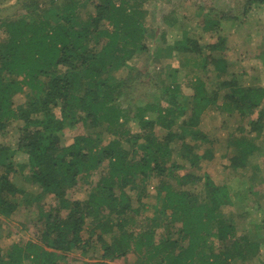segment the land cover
<instances>
[{
    "label": "trees",
    "instance_id": "1",
    "mask_svg": "<svg viewBox=\"0 0 264 264\" xmlns=\"http://www.w3.org/2000/svg\"><path fill=\"white\" fill-rule=\"evenodd\" d=\"M143 2L24 0V12L0 19V132L19 123L17 139L0 142V217L37 203L34 234L0 246V264H67L71 253L78 264H111L128 254L133 264H236L262 256L236 214L222 209L235 205L234 186L202 169L221 141L223 167L258 169L264 84L245 85L243 73L230 70L223 30L236 17L206 13L202 23H185L165 15L152 27ZM263 4L246 0L243 17ZM138 54L151 62L131 64ZM174 57L182 65L173 67ZM152 64L158 71L142 92ZM122 68L127 73L118 76ZM18 93L24 98L15 103ZM209 113L222 140L202 125ZM234 113L242 122L232 131ZM78 123L82 132L65 133ZM26 182L39 191L28 192ZM146 209L151 216H143Z\"/></svg>",
    "mask_w": 264,
    "mask_h": 264
},
{
    "label": "rangeland",
    "instance_id": "2",
    "mask_svg": "<svg viewBox=\"0 0 264 264\" xmlns=\"http://www.w3.org/2000/svg\"><path fill=\"white\" fill-rule=\"evenodd\" d=\"M245 1L246 0H144L141 7L147 10L145 23L147 25H151L152 27H155V25L161 21V16L165 15H168L169 18H179V20L185 23H190L191 20H195V23H202L203 17L206 13H210L211 15H215L217 17L222 13L236 17V20L226 21L224 23L223 30L229 36V44L232 48L227 55L231 63L230 70L235 72H242L243 75L241 76V79H243V83L245 85L249 84V82L264 84V63L262 62L264 58L260 57L261 54L259 55L260 50L264 49V28L263 26L258 25L259 19H263L262 23L264 24V4L253 7L248 15L246 17H243L242 7ZM23 2L24 0H0V19L4 17H14L17 13L20 14L24 12L25 8L22 6ZM166 26L167 25L162 24V28H171ZM198 27L199 26L197 25V31H199ZM173 37L174 33H167L168 39H172ZM200 39H202V41L209 40L206 33L200 34ZM145 57L146 56L143 54H141V56L140 54H138L130 61V63L143 68L144 65L148 64L149 61L151 62V60L146 59ZM169 62L173 67H179L183 63L181 58L178 59L176 57H174L171 61L169 60ZM156 71H158V67L152 64L149 69L148 77H145L146 81L141 83L145 88L142 92H146L148 87L152 84L154 76L156 75ZM126 73V68H122L117 73V75L125 76ZM181 73L184 74L185 71L182 70ZM259 77L261 78V81H259ZM184 82H187V79ZM151 96L152 94H149V96H146L145 98ZM23 98V94H16L14 96L15 103L22 102ZM122 102L124 103V105L128 103L127 100H123ZM212 113H215V111L212 110ZM210 117L211 113L203 118V127L206 128L205 130L212 136L215 133H218L220 136L219 139L222 140L225 135L224 131H222L221 128H219L218 131H215L216 128L214 127L215 125H217V121L215 119L210 121ZM240 119L241 118L239 116L229 118L227 120L228 129L235 131L237 129V126L242 122L240 121ZM18 127V121H13L3 133L0 132V142L6 140L12 143L15 139H17ZM84 129L85 127L81 123H78L72 127H67L65 129V133H78L82 132ZM257 142V144L259 145V151L254 157L253 162L258 165L259 170L257 169L253 173L251 172V174L256 175V180L253 182V186L250 187V182L247 184L244 181L242 184H244L246 187L244 185H240V187L247 190L245 192H242L243 194L239 192V195L233 196L235 205L224 206L222 207V209L223 211H233L236 214V221L238 223L240 232L247 233L251 237V239H254L260 243V251L262 252V256L258 259H264V228H260L261 226L256 227L257 224H264V131L257 139ZM215 147L216 152L218 153L211 160H203L202 169L203 171L209 173L216 183L230 184V180L235 178V173L230 169L223 167L221 165L222 160L218 157L220 154L225 153L226 143L221 141L217 143ZM199 151L202 152V148L199 149ZM99 173L100 171L93 172L90 179H92L93 182H96ZM234 182L235 184L241 183L240 179H234ZM156 183V179H153L150 182L149 191L151 192V194H154L156 192ZM250 184L252 185V183ZM84 187H86V185H84ZM24 188L28 190V192H31L33 194L39 191L38 187H33L29 182H26L24 184ZM196 190L201 193L199 187H197ZM202 191V193L204 194L205 191ZM83 195L84 194L81 193L78 196L82 197ZM239 198L246 199L241 200ZM19 200L21 202V199ZM52 202H54V196L50 194L43 198L41 203H44L46 207H48V205ZM36 204L37 203L35 201L29 204V206H27L26 204H22L7 219H5V217L3 216L0 217L1 247L6 249L12 242L27 240L34 234L36 229ZM245 212L247 213L241 216L242 213ZM63 213L65 214L66 211H64ZM152 213V209H146L143 211V216H151ZM138 219L143 220L142 216ZM82 234L84 237H87V229L84 230ZM91 252L92 251L87 252V254L84 255V257L82 256V258L86 259L87 257H89V255H91ZM97 253H100V250L98 248L95 249V254ZM74 255L77 254H70L67 264H78L77 260L70 259V257ZM258 259L253 258L251 260H247L244 263L237 262L236 264H260ZM133 261V255L128 254L125 257H117L115 259H111L110 263L133 264ZM62 263L65 264L64 262Z\"/></svg>",
    "mask_w": 264,
    "mask_h": 264
},
{
    "label": "crops",
    "instance_id": "3",
    "mask_svg": "<svg viewBox=\"0 0 264 264\" xmlns=\"http://www.w3.org/2000/svg\"><path fill=\"white\" fill-rule=\"evenodd\" d=\"M250 83V82H249ZM254 83H256V82H254ZM235 116H239V115H237L236 113H234L231 117H235ZM240 117V116H239ZM258 143V142H257ZM227 147V146H226ZM226 150H227V148H226ZM225 150V151H226ZM259 170V169H258ZM231 171H233L234 173H235V178H233V179H231L230 180V186H234V188L236 189V190H239V186L240 185H244V184H242L244 181H246L247 179H248V177L249 176H252V175H249V174H251V172L253 173L254 171L249 167V168H246V169H244V170H242V171H235V170H231ZM246 176V177H245ZM242 178V179H241ZM234 179L235 180H237V179H240V182L241 183H237V184H235V182H234ZM245 186V185H244ZM246 187V186H245ZM242 188V187H241ZM236 190H233L234 192H233V196H235V195H239V193H237V191ZM246 191V189H243L242 188V191L240 192L241 194H243L242 192H245Z\"/></svg>",
    "mask_w": 264,
    "mask_h": 264
}]
</instances>
